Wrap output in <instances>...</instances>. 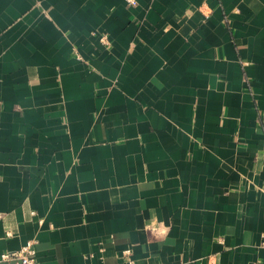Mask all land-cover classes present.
Wrapping results in <instances>:
<instances>
[{"label": "crops", "instance_id": "0c3cea01", "mask_svg": "<svg viewBox=\"0 0 264 264\" xmlns=\"http://www.w3.org/2000/svg\"><path fill=\"white\" fill-rule=\"evenodd\" d=\"M264 264V0H0V253Z\"/></svg>", "mask_w": 264, "mask_h": 264}, {"label": "built area", "instance_id": "2783aa9c", "mask_svg": "<svg viewBox=\"0 0 264 264\" xmlns=\"http://www.w3.org/2000/svg\"><path fill=\"white\" fill-rule=\"evenodd\" d=\"M134 4L135 0H125ZM36 240L31 239L19 249L5 250L0 253V264H39L36 257Z\"/></svg>", "mask_w": 264, "mask_h": 264}]
</instances>
